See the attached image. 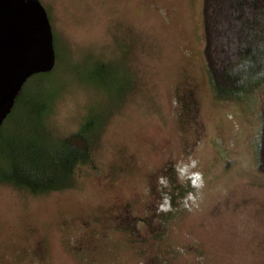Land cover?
I'll use <instances>...</instances> for the list:
<instances>
[{
  "label": "rangeland",
  "instance_id": "1",
  "mask_svg": "<svg viewBox=\"0 0 264 264\" xmlns=\"http://www.w3.org/2000/svg\"><path fill=\"white\" fill-rule=\"evenodd\" d=\"M38 1L55 64L26 80L13 110L55 93L59 132L89 116L103 127L96 169L73 187L0 184V264H264L256 100L213 96L202 0ZM18 126L9 132L25 136Z\"/></svg>",
  "mask_w": 264,
  "mask_h": 264
},
{
  "label": "trees",
  "instance_id": "2",
  "mask_svg": "<svg viewBox=\"0 0 264 264\" xmlns=\"http://www.w3.org/2000/svg\"><path fill=\"white\" fill-rule=\"evenodd\" d=\"M201 15L202 56L213 96L256 100L253 148L256 168L264 174V0H202ZM54 94L37 110L17 114L13 104L0 124V184L39 195L69 189L84 167L96 169L92 147L103 124L89 116L76 130L59 132L51 118ZM17 124L25 136L9 132Z\"/></svg>",
  "mask_w": 264,
  "mask_h": 264
},
{
  "label": "water",
  "instance_id": "3",
  "mask_svg": "<svg viewBox=\"0 0 264 264\" xmlns=\"http://www.w3.org/2000/svg\"><path fill=\"white\" fill-rule=\"evenodd\" d=\"M55 64L47 14L38 0H0V124L28 78Z\"/></svg>",
  "mask_w": 264,
  "mask_h": 264
},
{
  "label": "flooded vegetation",
  "instance_id": "4",
  "mask_svg": "<svg viewBox=\"0 0 264 264\" xmlns=\"http://www.w3.org/2000/svg\"><path fill=\"white\" fill-rule=\"evenodd\" d=\"M174 199L173 197L169 198V203L173 204ZM170 219V216L167 215V213H159V216L157 218V224H158V231L153 232L151 235V239H159L167 230V224Z\"/></svg>",
  "mask_w": 264,
  "mask_h": 264
}]
</instances>
